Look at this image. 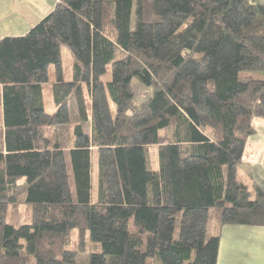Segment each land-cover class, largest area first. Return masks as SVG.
Listing matches in <instances>:
<instances>
[{
  "label": "trees",
  "instance_id": "trees-1",
  "mask_svg": "<svg viewBox=\"0 0 264 264\" xmlns=\"http://www.w3.org/2000/svg\"><path fill=\"white\" fill-rule=\"evenodd\" d=\"M261 121L258 0H57L0 40V264H217L223 226L264 228Z\"/></svg>",
  "mask_w": 264,
  "mask_h": 264
},
{
  "label": "crops",
  "instance_id": "crops-1",
  "mask_svg": "<svg viewBox=\"0 0 264 264\" xmlns=\"http://www.w3.org/2000/svg\"><path fill=\"white\" fill-rule=\"evenodd\" d=\"M258 1L264 4V0ZM56 3L57 0H0V40L25 35ZM247 149L256 151V157L244 162L242 166L247 165L248 170L240 168L239 175L248 178L244 182L253 181L264 190V133L260 129L248 138ZM246 151L245 155L249 156ZM217 264H264V228L223 226Z\"/></svg>",
  "mask_w": 264,
  "mask_h": 264
},
{
  "label": "rangeland",
  "instance_id": "rangeland-1",
  "mask_svg": "<svg viewBox=\"0 0 264 264\" xmlns=\"http://www.w3.org/2000/svg\"><path fill=\"white\" fill-rule=\"evenodd\" d=\"M61 59H62V64H63V70L64 73L66 75V79H70L71 74H72V67H73V60L67 50V48L63 47L61 49ZM135 87H136V91L137 93H142L144 90L138 86L135 83ZM45 109L48 113H52L54 111V106L52 103V98L51 95L49 93V91H45ZM69 107H70V124L68 126L65 127H61V128H56L57 133L59 135V140L61 143L62 148L67 149L70 146V141H71V137H72V128L76 123V116H75V106H74V100L70 99L69 101ZM257 128L260 129V132L264 133V121L261 122H257ZM87 130V129H86ZM249 153V156L244 157V160L246 161L248 159L249 160H254V158L256 157V151H252L250 149H247V151ZM260 152V150H259ZM241 171H245L246 169L248 170V166H242L240 167ZM239 168V169H240ZM92 187H93V196H95L96 194V190H97V184H96V180H97V169H96V165L95 162L93 161V165H92ZM245 178V179H244ZM242 177L241 175H239V180L240 181H247L248 178L246 177ZM250 181V180H249ZM23 209L19 210V223L18 224H22V219H23ZM215 210L211 211V218H210V222H209V227H208V237H211L213 232L216 230L215 229V225L217 223L216 219H215ZM8 219L7 221L9 222L10 219V215H11V211L9 210L8 212ZM215 229V230H214ZM80 258H78V260H80Z\"/></svg>",
  "mask_w": 264,
  "mask_h": 264
}]
</instances>
